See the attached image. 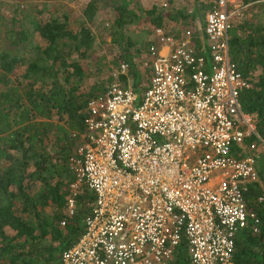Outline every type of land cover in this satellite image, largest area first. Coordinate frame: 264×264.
<instances>
[{
    "label": "built area",
    "instance_id": "built-area-1",
    "mask_svg": "<svg viewBox=\"0 0 264 264\" xmlns=\"http://www.w3.org/2000/svg\"><path fill=\"white\" fill-rule=\"evenodd\" d=\"M209 1L181 32L151 30L138 84L122 62L88 102L69 213L84 189L94 199L60 264H176L184 249L189 264H234L238 235L260 231L251 203L264 208V135L230 49L251 4Z\"/></svg>",
    "mask_w": 264,
    "mask_h": 264
},
{
    "label": "trees",
    "instance_id": "trees-1",
    "mask_svg": "<svg viewBox=\"0 0 264 264\" xmlns=\"http://www.w3.org/2000/svg\"><path fill=\"white\" fill-rule=\"evenodd\" d=\"M106 1L87 0L77 22L67 12L48 14L47 6L37 14L19 5L13 10L9 45L0 50V264H60L63 251L85 230L94 195L84 189L76 197L74 213H69L75 175L68 161L80 144L74 133L84 131L88 102L106 90L100 80L106 54L96 61L99 77L88 87L91 73L84 65L97 39L91 24ZM111 1L103 36L106 32L111 37L114 63H129L136 84L142 75L135 57L146 56L151 30L160 26L179 33L191 25L189 20H204L211 8L209 0H194L191 13L179 10L175 0H168L167 10L158 4L144 8L134 0ZM240 1L251 4L255 16L234 26L230 49L250 83L242 93L243 109L258 119L264 135V16L257 18L264 13V0ZM144 17L152 26L140 37L132 27ZM171 23L181 27L171 30ZM251 188L253 201L261 189L257 183ZM251 204L261 217L260 231L248 228L238 235L234 264H264V208ZM175 263L189 264L185 249Z\"/></svg>",
    "mask_w": 264,
    "mask_h": 264
},
{
    "label": "rangeland",
    "instance_id": "rangeland-1",
    "mask_svg": "<svg viewBox=\"0 0 264 264\" xmlns=\"http://www.w3.org/2000/svg\"><path fill=\"white\" fill-rule=\"evenodd\" d=\"M87 0H3L0 4V50H4L8 48L9 40L7 38V30L10 26V19L13 16V10L15 9V6L19 5L21 10H28L29 12H32L33 14H37L38 10H43L47 6L48 14H55L58 16H62L65 12L71 14V20H79L80 19V13L83 10L84 3ZM176 5L179 6L178 9L184 12L188 10L189 13L192 12V10L195 7L194 0H175ZM134 2L139 3L144 8H150L154 4H158L160 8L162 9H169L170 4L168 0H134ZM163 2H167L168 6L164 7L162 5ZM112 1L107 0L103 3L101 6L100 11L97 14V17L95 19V22L91 24L93 30L96 33L97 39L96 44L94 48V52H92L89 59H87L84 63L86 70L88 73H91L89 77L86 79L85 86H91L93 85L99 76H97V70H96V61L100 58L101 55L106 54V66L104 67L103 75L100 77L101 81H105L104 84L107 86L112 80V74L117 69L119 65L114 63L115 59V52L110 50L109 43L111 42V37L108 35V33L105 32V35L103 36V32L105 31V26L107 23L108 18L110 17V12L112 11ZM135 5L133 4L132 7ZM40 16V14H39ZM255 12L252 11V15L250 18H254ZM264 13H260L259 17L257 18H263ZM150 18L144 17L143 20H141L137 25L132 27V32L137 34H140V37L143 36L145 30H151V23L148 21ZM76 20V22H77ZM191 21V20H189ZM73 23L74 28H76L78 25ZM169 29H178L181 26L174 25L171 23L169 26ZM37 41H40V38H36ZM144 58V55L136 56L135 61L138 63L141 59ZM142 63H140L141 65ZM137 69L141 72V67H137ZM23 67H21L18 72H22ZM131 71V70H130ZM260 73V71L258 72ZM131 75L133 76L134 73L131 72ZM9 233H14L15 231L11 228L8 229Z\"/></svg>",
    "mask_w": 264,
    "mask_h": 264
}]
</instances>
